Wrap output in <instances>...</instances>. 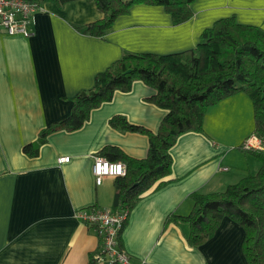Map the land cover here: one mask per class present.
<instances>
[{
	"label": "crops",
	"instance_id": "obj_1",
	"mask_svg": "<svg viewBox=\"0 0 264 264\" xmlns=\"http://www.w3.org/2000/svg\"><path fill=\"white\" fill-rule=\"evenodd\" d=\"M191 9L193 17L175 25L164 7L134 5L103 37H94L77 29L103 18L94 2L46 1L29 38L0 32V264H109L95 263L101 237L77 214L113 208L116 178L97 185L93 172V158L104 147L147 156L145 136L114 130L109 120L122 115L157 132L167 112L147 101L154 90L136 82L131 92L116 93L82 129L50 135L35 158L23 147L68 116L71 100L125 54L195 49L205 30L227 18L264 32V0H194ZM253 129L252 103L239 93L207 110L206 135L179 138L171 151L174 180L145 193L130 210L121 237L129 264H247L243 232L234 222L225 220L206 245L191 248L188 226L167 220L192 212L194 192H223L257 173L259 162L237 149ZM60 158L69 161L60 164Z\"/></svg>",
	"mask_w": 264,
	"mask_h": 264
},
{
	"label": "trees",
	"instance_id": "obj_2",
	"mask_svg": "<svg viewBox=\"0 0 264 264\" xmlns=\"http://www.w3.org/2000/svg\"><path fill=\"white\" fill-rule=\"evenodd\" d=\"M63 6L76 0H41ZM94 2L103 18L77 29L86 35L103 37L115 21L134 5L164 7L175 25L193 17L194 0H87ZM136 82L154 90L147 99L167 112L160 128L153 132L132 124L122 115L109 120L110 128L139 134L148 139L147 156L133 158L116 146L104 147L98 155L127 167L124 177L116 178L113 210L132 209L153 188L172 182V149L180 137L190 133L206 135L207 110L236 94H246L252 102V135L263 141L260 150L237 147L256 159L260 168L254 175L228 186L223 192H194L193 210L188 216L171 214L167 223L188 226V247L201 248L212 239L225 220L237 224L242 232L241 253L247 264H264V32L239 25L234 18L217 21L204 31L195 49L170 55L125 54L108 70L97 75L94 87L78 93L64 119L43 129L38 139L25 145L23 153L35 158L48 137L57 132L82 129L92 112L109 103L118 92H131ZM251 135V136H252ZM122 249L123 243L120 241ZM119 264V263H115Z\"/></svg>",
	"mask_w": 264,
	"mask_h": 264
},
{
	"label": "built area",
	"instance_id": "obj_3",
	"mask_svg": "<svg viewBox=\"0 0 264 264\" xmlns=\"http://www.w3.org/2000/svg\"><path fill=\"white\" fill-rule=\"evenodd\" d=\"M44 10L41 0H0V32L10 36L29 38L31 24L36 14ZM247 150L262 149L263 141L255 135L243 143ZM93 172L96 184L100 185L107 177H124L127 167L123 162H112L100 155L94 156ZM69 158H60L59 163ZM227 170V169H225ZM130 216V209L115 212L113 209L89 208L78 212L77 217L89 228L95 229L101 237L100 247L94 257L95 263L129 264L124 249L120 246L122 232Z\"/></svg>",
	"mask_w": 264,
	"mask_h": 264
},
{
	"label": "rangeland",
	"instance_id": "obj_4",
	"mask_svg": "<svg viewBox=\"0 0 264 264\" xmlns=\"http://www.w3.org/2000/svg\"><path fill=\"white\" fill-rule=\"evenodd\" d=\"M251 101V100H250ZM252 103V102H251Z\"/></svg>",
	"mask_w": 264,
	"mask_h": 264
}]
</instances>
